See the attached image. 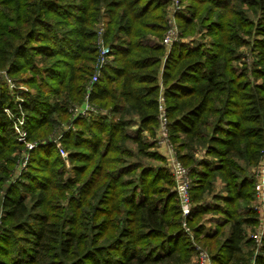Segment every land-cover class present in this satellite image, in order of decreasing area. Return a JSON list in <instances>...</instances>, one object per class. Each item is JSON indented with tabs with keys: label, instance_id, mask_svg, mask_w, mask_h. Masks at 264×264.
I'll return each instance as SVG.
<instances>
[{
	"label": "trees",
	"instance_id": "16d2710c",
	"mask_svg": "<svg viewBox=\"0 0 264 264\" xmlns=\"http://www.w3.org/2000/svg\"><path fill=\"white\" fill-rule=\"evenodd\" d=\"M192 1L177 15L181 33L166 54L169 0H0V69L27 74L20 82L34 90L22 110L35 144L3 193L26 148L4 112H16L13 94L0 84V264H191L173 176L142 162L160 160L145 134L153 138L158 127L161 86L171 142L203 146L209 157L178 154L195 180L187 220L195 238L211 264H264V244L257 253L245 229L258 223L257 212L240 207L254 187L246 167L264 149V0H244L260 14L255 25L243 14L237 22L236 0ZM197 27L212 38L209 48L183 43ZM253 33L251 84L232 64L244 45L237 36ZM101 45L112 59L89 103L119 118L74 121L59 140L66 163L49 136L84 103ZM217 177L225 195L216 193Z\"/></svg>",
	"mask_w": 264,
	"mask_h": 264
},
{
	"label": "rangeland",
	"instance_id": "374dc122",
	"mask_svg": "<svg viewBox=\"0 0 264 264\" xmlns=\"http://www.w3.org/2000/svg\"><path fill=\"white\" fill-rule=\"evenodd\" d=\"M191 5H194V2L192 0H169V5L167 7L166 18H165V20H166L165 33L167 32L169 27H174L176 29V32L178 33L177 41L179 40V33H181V29H179V27H178L179 21L177 22V20H179V19H177V15H179L180 12L187 10L188 7ZM236 5H237V11H238L237 22H238V20L240 22L246 21L244 18L243 19L241 18L242 17L241 15L243 14V15H245V18L249 19V21H251L254 25L258 24L259 17H260V14L258 11L257 12L251 11L250 10L251 8H249L246 4H244V0H236ZM240 12H241V14H240ZM213 20L214 19L212 18L209 21L212 22ZM181 23H183V22L181 21L180 24ZM104 27H105V22L104 23L101 22L98 25V35L100 37L103 34ZM165 33H164V35H165ZM237 38L242 39L244 42V45L239 47V48L235 47L237 54L239 55V59L236 62H234V64H232V65L239 67L240 69L245 68L248 72L251 84H253L254 83V81H253V69L255 67V62H256V55L254 53V47L253 46H254V42L257 39H259V37L253 33V35L249 36V37L246 35L239 34L237 36ZM211 39L212 38L207 36V31L204 29V27H197V29L195 30V34H193L192 36H189L186 39H183L182 41H183V43H185L187 46H189L191 48H196V47H198L199 44H204L205 48H209L210 44H211ZM100 42H101V40H100ZM168 53H166V54H168ZM111 59L112 58L109 55L107 58V60H108L107 63H109L111 61ZM163 65H164V58L162 59V62L160 64L159 70H158L159 71L158 77H159V84L160 85H161L160 77H161V72L163 70ZM4 69H7V68H4ZM4 69H0V70H4ZM25 76H27V74H22V76H15V78L12 77L16 87L23 89L22 93L20 94V97L23 99H24V96L27 95L28 93H30L31 89H33V88L29 87L28 85L20 82V79L22 77H25ZM162 90L163 89L161 86V95L163 97ZM16 97L17 96L14 94L13 95L14 103H17ZM163 100H164V98H163ZM74 106H76V105H74ZM164 106H165V102H164ZM100 112L102 114L96 115V116L91 115V116H88V118L89 117H98V116L107 117L108 119H110V118L111 119L112 118L118 119L119 118V115L111 114V113H109V110L100 109ZM68 114H69V116L67 118L68 121H66V120L62 121L60 126L57 127L56 130H54V132L51 136H49V140H53L54 138H56L58 133H60L66 127L73 124L72 120L74 119L73 118L74 113L70 108H69ZM24 115H25V113H24ZM133 119L135 121H137L135 116H133ZM13 128H14V125H13ZM71 129H74V127ZM135 129H136V126H133L131 128L130 132L135 130ZM169 135H170V132H169ZM145 140L148 142H154L155 143V148L152 149L151 151H153V152L155 151L158 154V156L160 157V160L145 158V159H142V162L146 165H152L154 167H164L167 170H169L168 159L166 156V153H167L166 144L162 141L159 124H158V127L156 129L155 136L153 138H151L148 134H145ZM49 142H51V141H49ZM173 145H174V150H175L178 157H179V155H178L179 153L184 154V153H187L190 151L191 154H194L196 161L197 160H208V158H209V157L205 156V153H204L205 148L203 146H197V144H196L191 149L188 150V149L180 148V146H178L177 144H173ZM127 147L130 148L131 150L135 149V146L133 144H130V143L127 145ZM61 148L64 149L62 147V145H61ZM260 151H261L260 154L261 153L262 154L259 156V159L257 160L256 164L251 165L249 167H246L249 177L254 180V187H252L249 191V194H248L249 199L240 202V207H242V208L246 207L248 209L250 208V209H253L255 212H257L258 223L256 225L247 226L245 228L248 238L253 239L257 244V246H256L257 253H258L259 249L264 244V149H261ZM66 153L68 155V152H66ZM26 156L27 155L25 153V154H22L20 158L23 159ZM62 159L64 161H66V163H67V157L62 158ZM238 163H239V165H242V166L245 165L243 161H238ZM182 164H183V162H182ZM184 166L190 170L191 188H192L194 183H195V180L192 176V166H188V165H184ZM68 167H69V165H68ZM26 169H27V167H25L24 170H22V171H25ZM21 173L22 172L20 171V167L17 164L16 169H15V173L13 174L11 180L3 188V191H2L3 193H6L8 186L10 184L14 183L18 179V177ZM214 184H215V189H217L216 193H218L219 195H225L224 183L221 181V179L219 177L216 178ZM173 191H174V187H173ZM205 201L207 202L208 206L213 204V200L211 197H208ZM0 219H1V211H0ZM206 219H212V216L209 215L206 217ZM210 224L214 225V222H210L208 225H210ZM0 234H1V231H0ZM191 243H192L193 247H194V244H196L197 246H201L206 251L208 250L205 247L204 243L200 240H197L195 238V236H194V240ZM194 249H195V247H194ZM196 257H197V251L193 250L191 264H195Z\"/></svg>",
	"mask_w": 264,
	"mask_h": 264
},
{
	"label": "built area",
	"instance_id": "2783aa9c",
	"mask_svg": "<svg viewBox=\"0 0 264 264\" xmlns=\"http://www.w3.org/2000/svg\"><path fill=\"white\" fill-rule=\"evenodd\" d=\"M177 39H178V33L176 32V29L174 27H169L162 40V45L164 46L166 53L169 52L173 43L176 42ZM110 53L111 50L108 47L101 45L97 63L95 66V73L91 78L89 85L87 86V91L84 99L85 101L82 105H78V106L76 105L70 108L74 113L73 116L74 119L72 120L73 122L78 119L88 118V116L91 115L96 116L102 114L100 110H98L95 106L89 103V97L93 90L94 84L99 79L101 69L108 62L107 58L110 55ZM0 84H4L13 95L15 94L17 96L16 97L17 103H15L16 112L10 110L9 108H5L4 112L7 114L8 118L14 125V131L17 135V141L21 144H24L26 148L22 154L26 153L27 156L24 157L23 159L20 158L19 161L17 162V164L20 167V171L22 172V170H24V168L27 167L29 151L35 147V144L27 142V130L25 128L26 120H25L24 112L22 110V104L24 103V99L20 97V94L22 93L23 89L16 87L7 69L0 70ZM159 126H160L162 141L166 144V149H167L166 156L168 159L169 171L174 179V192L177 195L180 205L181 218H182L181 227L183 233L186 236H188L191 241H193L194 234L191 227L188 225V221H187L192 211V203L190 199V191H191L190 170L187 167H185L182 164V162L179 160L174 150V145L170 140L168 120L165 113L164 100L161 94L159 97ZM73 127H74L73 124L66 127L64 130L61 131V135L59 137L51 140V142L56 144L57 149L62 158H66L67 153L66 151H64V149L61 148V144L59 140L67 130ZM194 247L195 250L197 251L195 264H211V260L208 252L205 249H203L201 246H197L196 244H194Z\"/></svg>",
	"mask_w": 264,
	"mask_h": 264
},
{
	"label": "crops",
	"instance_id": "0c3cea01",
	"mask_svg": "<svg viewBox=\"0 0 264 264\" xmlns=\"http://www.w3.org/2000/svg\"><path fill=\"white\" fill-rule=\"evenodd\" d=\"M60 135H61V132H60V133H58V135L56 136V138H57V137H59Z\"/></svg>",
	"mask_w": 264,
	"mask_h": 264
}]
</instances>
